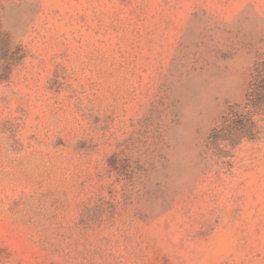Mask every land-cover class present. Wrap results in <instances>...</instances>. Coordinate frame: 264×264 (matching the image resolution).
<instances>
[{
  "label": "rangeland",
  "instance_id": "1",
  "mask_svg": "<svg viewBox=\"0 0 264 264\" xmlns=\"http://www.w3.org/2000/svg\"><path fill=\"white\" fill-rule=\"evenodd\" d=\"M0 24V264H264V0Z\"/></svg>",
  "mask_w": 264,
  "mask_h": 264
},
{
  "label": "trees",
  "instance_id": "2",
  "mask_svg": "<svg viewBox=\"0 0 264 264\" xmlns=\"http://www.w3.org/2000/svg\"><path fill=\"white\" fill-rule=\"evenodd\" d=\"M2 34H4L3 32H2V29H1V24H0V35H2ZM9 40H7V47H8V45H9ZM19 48L17 47L15 50H14V54H17V53H19ZM253 90V89H252ZM254 91V90H253Z\"/></svg>",
  "mask_w": 264,
  "mask_h": 264
}]
</instances>
